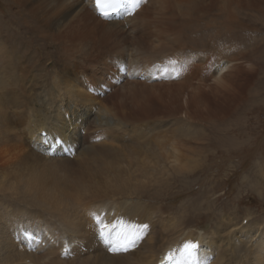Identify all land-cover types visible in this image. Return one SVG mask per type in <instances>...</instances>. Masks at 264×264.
I'll list each match as a JSON object with an SVG mask.
<instances>
[{
    "label": "bare ground",
    "instance_id": "6f19581e",
    "mask_svg": "<svg viewBox=\"0 0 264 264\" xmlns=\"http://www.w3.org/2000/svg\"><path fill=\"white\" fill-rule=\"evenodd\" d=\"M5 1L32 4L28 12L35 15L33 0ZM184 2L190 6L186 14L200 7L198 0L175 4ZM72 6L60 21L24 29L17 20L20 11L4 9L1 14L6 21L2 18L0 28V264H264V217L256 219L253 211L241 219H248L246 225L213 211L199 232L174 218L170 233L161 230L171 209L163 201L175 197L171 190L176 187L181 195L191 193L196 159L179 155L174 143L157 136L149 145L135 146L140 126L131 125L128 115L83 91L66 64L60 71L45 67L53 56L47 41H64L60 30L66 20L80 16L83 24L94 21L92 28L105 20L113 31L131 15L127 7L103 17L94 0H77ZM74 27L76 36L81 25ZM40 29L45 37L36 35ZM59 44L58 55L70 53L71 47ZM230 65L218 69L217 81ZM163 150L174 154L160 155ZM254 179L251 188L264 194V169ZM96 217L106 224H147V234L127 251L112 252L99 235ZM22 230L34 239H25ZM186 243L198 245L194 257L183 251ZM170 254L174 259L169 261Z\"/></svg>",
    "mask_w": 264,
    "mask_h": 264
},
{
    "label": "rangeland",
    "instance_id": "374dc122",
    "mask_svg": "<svg viewBox=\"0 0 264 264\" xmlns=\"http://www.w3.org/2000/svg\"><path fill=\"white\" fill-rule=\"evenodd\" d=\"M76 1L33 0L35 15H30L32 4L0 0V28L4 9L20 11L17 20L24 29L60 21ZM175 1L143 0L134 12L128 10L127 18L117 17V22L124 21L113 31L105 20L93 30L94 21L83 24L79 11L60 30L64 41L46 40L53 56L45 67L60 71L66 64L83 91L128 115L131 125L140 126L135 146L149 145L157 136L165 144L174 143L179 155L196 159L191 193L181 195L176 187L171 190L175 199L163 201L171 208L160 227L165 233L171 232L173 218L199 232L213 211L238 222L248 211L263 218L264 194L251 185L257 170L264 169V0H198L193 14H186L190 6L185 2ZM77 24L81 29L73 36ZM40 30L35 33L41 37ZM59 42L71 47L70 58L57 54L62 51ZM227 62L231 65L217 81L218 69ZM167 152L160 155L174 154Z\"/></svg>",
    "mask_w": 264,
    "mask_h": 264
},
{
    "label": "snow or ice",
    "instance_id": "6c2138e0",
    "mask_svg": "<svg viewBox=\"0 0 264 264\" xmlns=\"http://www.w3.org/2000/svg\"><path fill=\"white\" fill-rule=\"evenodd\" d=\"M96 7L100 10L101 15L109 17L127 5L128 9L134 12L143 0H95ZM70 151V149H66ZM98 232L105 242L111 245L110 251L120 252L127 251L128 248L134 247L138 241L145 238L148 225H127L123 221H118L115 224H106L100 217H96ZM25 239H34V234L28 230H22ZM115 234V235H113ZM198 245L195 243H186L183 251L188 257H194ZM167 260H173L174 257L170 254L166 257Z\"/></svg>",
    "mask_w": 264,
    "mask_h": 264
}]
</instances>
